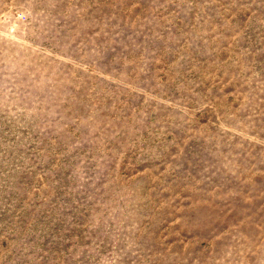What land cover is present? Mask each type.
<instances>
[{
    "label": "rangeland",
    "instance_id": "374dc122",
    "mask_svg": "<svg viewBox=\"0 0 264 264\" xmlns=\"http://www.w3.org/2000/svg\"><path fill=\"white\" fill-rule=\"evenodd\" d=\"M0 264H264V0H0Z\"/></svg>",
    "mask_w": 264,
    "mask_h": 264
}]
</instances>
